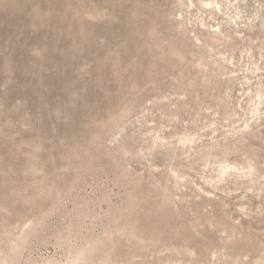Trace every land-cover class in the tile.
Instances as JSON below:
<instances>
[{
  "label": "rangeland",
  "instance_id": "374dc122",
  "mask_svg": "<svg viewBox=\"0 0 264 264\" xmlns=\"http://www.w3.org/2000/svg\"><path fill=\"white\" fill-rule=\"evenodd\" d=\"M0 264H264V0H0Z\"/></svg>",
  "mask_w": 264,
  "mask_h": 264
},
{
  "label": "trees",
  "instance_id": "16d2710c",
  "mask_svg": "<svg viewBox=\"0 0 264 264\" xmlns=\"http://www.w3.org/2000/svg\"><path fill=\"white\" fill-rule=\"evenodd\" d=\"M105 193V192H104Z\"/></svg>",
  "mask_w": 264,
  "mask_h": 264
}]
</instances>
